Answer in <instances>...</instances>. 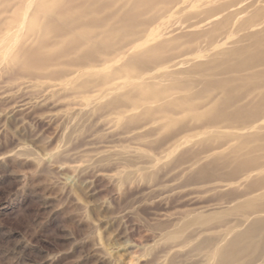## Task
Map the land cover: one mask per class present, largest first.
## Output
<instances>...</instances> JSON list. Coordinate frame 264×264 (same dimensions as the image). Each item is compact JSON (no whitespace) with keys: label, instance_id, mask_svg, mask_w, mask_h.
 <instances>
[{"label":"bare ground","instance_id":"obj_1","mask_svg":"<svg viewBox=\"0 0 264 264\" xmlns=\"http://www.w3.org/2000/svg\"><path fill=\"white\" fill-rule=\"evenodd\" d=\"M57 1L28 6L19 16L21 0H0L3 71L21 76L16 87L34 86L49 95L73 90L76 82L83 87L96 72L114 66V74L95 76V89L76 91L82 95L67 104L70 116L83 110L109 113L106 121L113 126L133 124L128 131L136 136L164 129L169 140L200 130L166 148L162 140L155 148L161 149L158 159L148 163L176 160L185 172L194 169L192 176L203 186L198 194L224 193L220 203L227 205H205V214L194 206L172 232L187 235L188 217L194 215L197 235L219 243L233 223L228 217L236 203L233 189L252 173L264 174V0ZM114 2V9L99 16ZM63 64L70 66L63 70L71 77H52L57 72L50 68ZM121 71L129 79L119 84ZM133 152L148 155L141 148ZM248 158L257 166L241 173ZM260 192L257 187L246 195ZM174 259L179 257L172 249L162 264Z\"/></svg>","mask_w":264,"mask_h":264},{"label":"rangeland","instance_id":"obj_2","mask_svg":"<svg viewBox=\"0 0 264 264\" xmlns=\"http://www.w3.org/2000/svg\"><path fill=\"white\" fill-rule=\"evenodd\" d=\"M21 2L19 16L28 6L53 0ZM112 5L99 16L118 3ZM69 67L50 68L57 72L52 77L68 80L63 69ZM13 72L0 66V264H162L178 242L172 232L184 211L227 205L220 203L224 193H197L203 186L193 168L185 172L173 159L148 163L158 159L161 149L155 148L162 140L166 148L200 130L171 140L164 129L136 136L128 131L133 124L108 123L109 113H67V104L82 95L76 91L95 89V76L114 74V66L96 72L83 87L76 82L73 90L49 95L34 86L16 87L21 76ZM117 77L119 84L129 79L124 71ZM136 148L148 155L138 156ZM71 164L82 169L59 167ZM194 218L188 217L186 231L198 229Z\"/></svg>","mask_w":264,"mask_h":264},{"label":"clouds","instance_id":"obj_3","mask_svg":"<svg viewBox=\"0 0 264 264\" xmlns=\"http://www.w3.org/2000/svg\"><path fill=\"white\" fill-rule=\"evenodd\" d=\"M160 163H164V158ZM257 163L254 158L244 160L240 172L257 166ZM257 187L261 189L257 196L246 195ZM240 196L245 198L239 199ZM232 198L236 203L230 206L228 217L233 223L220 242L202 240L197 235L200 229L173 237V242L178 241L182 245L173 248L179 257L173 264H264V174L246 176L245 183L233 189Z\"/></svg>","mask_w":264,"mask_h":264}]
</instances>
